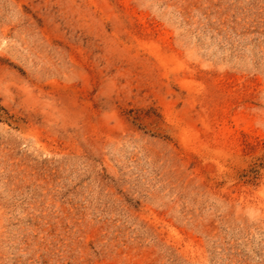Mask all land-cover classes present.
I'll list each match as a JSON object with an SVG mask.
<instances>
[{"label":"rangeland","instance_id":"obj_1","mask_svg":"<svg viewBox=\"0 0 264 264\" xmlns=\"http://www.w3.org/2000/svg\"><path fill=\"white\" fill-rule=\"evenodd\" d=\"M0 264H264V0H0Z\"/></svg>","mask_w":264,"mask_h":264}]
</instances>
